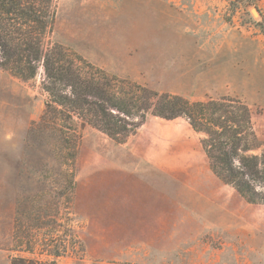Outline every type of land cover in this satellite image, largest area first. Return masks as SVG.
Listing matches in <instances>:
<instances>
[{"label":"rangeland","instance_id":"obj_1","mask_svg":"<svg viewBox=\"0 0 264 264\" xmlns=\"http://www.w3.org/2000/svg\"><path fill=\"white\" fill-rule=\"evenodd\" d=\"M55 5L54 42L159 93L239 98L263 138L264 0ZM42 81L43 70L23 81L0 68V264L32 257L14 251L18 203L62 194L57 152L29 137L45 109ZM80 134L75 188L58 200L73 238L57 264H264V206L213 175L185 120L149 118L124 143L91 127Z\"/></svg>","mask_w":264,"mask_h":264},{"label":"trees","instance_id":"obj_2","mask_svg":"<svg viewBox=\"0 0 264 264\" xmlns=\"http://www.w3.org/2000/svg\"><path fill=\"white\" fill-rule=\"evenodd\" d=\"M55 1L0 0V68L23 81L36 79L43 70L45 109L29 137L46 140L65 168L59 198L50 193L38 205L18 203L14 251L32 257H13L10 264H57L68 254L73 229L62 225L58 200L75 188L85 127L124 143L149 118L183 119L201 136L213 175L246 203L264 206V136L256 129L251 106L233 97L191 101L111 74L52 40ZM158 143L154 140V146Z\"/></svg>","mask_w":264,"mask_h":264}]
</instances>
